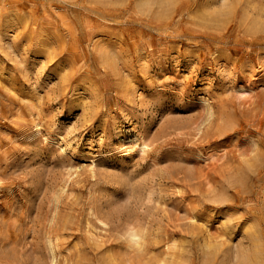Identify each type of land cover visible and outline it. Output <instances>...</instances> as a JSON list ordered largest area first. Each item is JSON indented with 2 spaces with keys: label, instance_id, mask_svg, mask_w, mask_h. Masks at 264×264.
<instances>
[{
  "label": "rangeland",
  "instance_id": "rangeland-1",
  "mask_svg": "<svg viewBox=\"0 0 264 264\" xmlns=\"http://www.w3.org/2000/svg\"><path fill=\"white\" fill-rule=\"evenodd\" d=\"M0 34V264H264V0H0Z\"/></svg>",
  "mask_w": 264,
  "mask_h": 264
},
{
  "label": "bare ground",
  "instance_id": "bare-ground-1",
  "mask_svg": "<svg viewBox=\"0 0 264 264\" xmlns=\"http://www.w3.org/2000/svg\"><path fill=\"white\" fill-rule=\"evenodd\" d=\"M9 36H11V35H4V36H2V34H0V43L2 44V42H4V44H6V48H10V44H9V42L8 41H3V40H5V38L6 39H8L9 40ZM221 129H222V127H221ZM222 132V131H221ZM225 133V132H224ZM227 133V132H226ZM225 133V134H226ZM142 138V137H141ZM128 139V138H127ZM134 139V138H133ZM131 140V139H130ZM136 141H137V139H136ZM135 141V142H136ZM133 142V141H132ZM134 142V143H135ZM121 143V145L120 146H125V145H127L128 143H130L129 141L128 142H125V141H122V142H120ZM119 143V144H120ZM123 152V151H122ZM126 153V152H125ZM126 155V154H125ZM252 155V154H251ZM250 155V156H251ZM249 156V157H250ZM254 156V155H253ZM253 156H251V157H253ZM249 157H248V159H249ZM243 159V158H242ZM254 159V158H253ZM250 160H251V158H250ZM264 161V160H263ZM248 162V161H247ZM250 165H252V163H250ZM92 167V166H91ZM261 171H263L262 169H261ZM260 171V172H261ZM229 172V171H228ZM249 172V171H248ZM264 172V171H263ZM237 173V172H236ZM230 175H231V173H230ZM236 175H238V174H236ZM245 176V175H244ZM243 176V177H244ZM258 176H260V173H259V175ZM222 178V177H221ZM231 178V177H230ZM264 178V177H263ZM262 178V179H263ZM236 179H238V178H236ZM261 180V179H260ZM235 184V183H234ZM236 184H237V182H236ZM239 184H241V182L239 183ZM224 185V184H223ZM214 186V185H213ZM222 187V186H221ZM211 189V188H210ZM216 189H218V188H216ZM246 189V188H245ZM208 190V189H207ZM235 196V195H234ZM238 196V195H237ZM240 197V196H239ZM238 197V198H239ZM243 197H244V195H243ZM246 197V196H245ZM237 198V197H236ZM213 199H215V198H213ZM216 203V202H215ZM220 204V203H219ZM230 204V203H229ZM234 204V203H233ZM216 205V204H215ZM220 206V205H219ZM229 206V205H228ZM221 208V207H220ZM99 209H102V207L100 208L99 207ZM105 209V208H104ZM103 210V209H102ZM101 210V211H102ZM224 216V215H223ZM129 218H130V216H128ZM127 218V217H126ZM121 219V218H120ZM192 219V218H191ZM228 219V218H227ZM230 219V218H229ZM118 222V221H117ZM191 223V222H190ZM222 223V222H221ZM127 224V223H126ZM128 226H130L129 224H128ZM192 226V225H191ZM145 228V227H144ZM230 228V227H229ZM243 231V230H242ZM231 232V231H230ZM239 232V231H238ZM143 234H145V233H143ZM232 234H233V232H232ZM127 235H128V238H129V240L130 241H132V242H137V241H139L140 240V238H141V236H140V234L139 233H137L136 231H134V230H128V232H127ZM198 236V235H197ZM204 236V235H203ZM222 237V236H221ZM233 237V236H232ZM142 238H144V237H142ZM205 238V237H204ZM200 239V238H199ZM219 239V238H218ZM217 239V240H218ZM220 240H222V239H220ZM118 242V241H117ZM198 243V242H197ZM200 243H204V241H202V242H200ZM232 243H233V241H232ZM119 245V244H118ZM198 245H199V243H198ZM201 246V245H200ZM199 246V247H200ZM204 246L206 247V249L209 251V253H213V254H215V253H217V252H219V249L221 248V245L220 244H217V243H214L211 239H210V236L209 235H207V237H206V242L204 243ZM118 248V247H117ZM50 249V248H49ZM119 250V249H118ZM204 250V249H203ZM200 251V250H199ZM202 251V250H201ZM228 255L227 256H225L224 257V262H225V260H226V262H225V264H238V258L240 257V253L238 252V250H236V248L235 247H230L229 249H228ZM26 252H27V250H26ZM104 252V251H103ZM106 253V252H105ZM108 253V252H107ZM115 253V252H114ZM116 253H118V252H116ZM124 253V252H123ZM205 253V252H204ZM204 253H202V254H204ZM207 253V252H206ZM253 254V253H252ZM101 255V254H100ZM117 255V254H116ZM205 255V257H206V255L207 254H204ZM25 256V255H24ZM39 256V255H38ZM102 256V255H101ZM123 256H125V254L123 255ZM210 257V256H209ZM252 257V256H251ZM119 258V257H118ZM203 258V257H202ZM32 259V258H31ZM152 259V258H151ZM24 260H25V258H24ZM40 260V259H39ZM257 260V259H256ZM121 263L120 262H118V263H120V264H123V263H126L127 261L126 260H124V259H121ZM102 264H112V263H116V260H115V258L113 257V255H111V254H109V255H107V256H105V257H103V259H102ZM162 262V261H161ZM37 263V262H36ZM163 263V262H162ZM21 264V263H20ZM54 264V263H53Z\"/></svg>",
  "mask_w": 264,
  "mask_h": 264
}]
</instances>
